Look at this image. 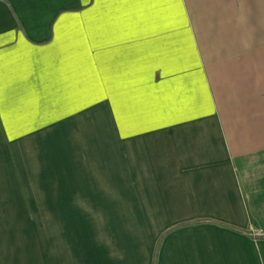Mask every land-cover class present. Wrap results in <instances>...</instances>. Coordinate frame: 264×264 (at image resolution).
<instances>
[{
	"label": "crops",
	"instance_id": "1",
	"mask_svg": "<svg viewBox=\"0 0 264 264\" xmlns=\"http://www.w3.org/2000/svg\"><path fill=\"white\" fill-rule=\"evenodd\" d=\"M264 0H0V264H264Z\"/></svg>",
	"mask_w": 264,
	"mask_h": 264
},
{
	"label": "trees",
	"instance_id": "2",
	"mask_svg": "<svg viewBox=\"0 0 264 264\" xmlns=\"http://www.w3.org/2000/svg\"><path fill=\"white\" fill-rule=\"evenodd\" d=\"M256 238H264V233H260V234L256 235Z\"/></svg>",
	"mask_w": 264,
	"mask_h": 264
}]
</instances>
